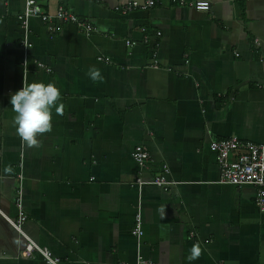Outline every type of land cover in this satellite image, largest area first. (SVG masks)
Masks as SVG:
<instances>
[{"label":"crops","instance_id":"crops-1","mask_svg":"<svg viewBox=\"0 0 264 264\" xmlns=\"http://www.w3.org/2000/svg\"><path fill=\"white\" fill-rule=\"evenodd\" d=\"M129 1L142 0H40L96 32L64 26L51 39L31 19L25 54L23 1L0 0V212L17 218L21 185L23 233L60 264H136L139 255L148 264H264L256 191L221 185L208 150L213 141L264 140V0H195L209 2L208 12L155 0L153 9L119 15ZM32 83L56 86L63 105L52 108L51 131L37 145L17 135L9 103ZM136 146L151 157L144 168L131 157ZM162 166L175 185H134ZM27 244L0 215V264H46L37 251L23 257ZM194 245L201 255L189 261Z\"/></svg>","mask_w":264,"mask_h":264},{"label":"built area","instance_id":"built-area-1","mask_svg":"<svg viewBox=\"0 0 264 264\" xmlns=\"http://www.w3.org/2000/svg\"><path fill=\"white\" fill-rule=\"evenodd\" d=\"M23 11L17 16L20 22L21 28L24 32V38L22 41V47L24 53L30 48L28 41V29L29 21L31 19H37L47 27V31L51 39H54L59 33H61L64 26H75L78 30H81L86 37H90L96 32V28L87 21L80 20L76 15L69 12L64 7H58L54 13L45 11L41 5L40 0H22ZM172 5L178 7H186L200 12H208L210 10V3L206 1L195 0H169ZM155 0H142V1H129L125 5L118 7L116 12L119 15L126 16L133 12H144L155 8ZM142 43L144 45L149 44L150 37L146 35L145 30L142 29ZM157 37L160 33L156 34ZM129 45V42H126ZM253 45L259 47V41L254 40ZM153 64L152 69L158 70L159 65L156 59V53L152 52ZM26 59V58H25ZM101 63H108L107 59L98 58ZM39 69H44L42 64H37ZM49 70L47 69L46 72ZM170 70H168L169 72ZM26 86V84H23ZM22 86V87H23ZM208 150L215 157V161L221 173V185H228L232 187H252L255 189V205L259 211H264V140L260 144L252 142H246L237 138H230L222 141H213L208 145ZM234 155V159L231 160V156ZM133 161L140 167L144 168L149 163L151 157L149 153L141 146L134 147L131 152ZM169 171L166 166H162L158 175L149 181H143L137 179L134 183L138 189H142L144 186H153L163 190H167L172 183L167 179ZM19 180L22 181L23 177L20 175ZM23 194L21 185L17 190V196L14 205L17 209L18 216L15 220L8 219L1 212L0 215L7 220L11 227L25 240L28 244L23 251V257L31 258L33 252L40 253L46 264H60L58 258H53L50 254L42 252L32 241H30L23 233V226L27 220L23 208ZM141 222L140 207L137 210L135 216L134 228L132 230V236L136 240L137 246H140V241L143 236ZM194 234H191L192 238ZM136 264H148L139 255L137 257Z\"/></svg>","mask_w":264,"mask_h":264},{"label":"clouds","instance_id":"clouds-1","mask_svg":"<svg viewBox=\"0 0 264 264\" xmlns=\"http://www.w3.org/2000/svg\"><path fill=\"white\" fill-rule=\"evenodd\" d=\"M89 75L95 80L99 72L93 71ZM60 96L59 89L51 83H32L10 95L9 103L16 113L14 125L22 141L28 145H37L38 136L51 131L52 108L56 107L57 112L63 108L59 103ZM200 255V247L194 245L187 259L195 261Z\"/></svg>","mask_w":264,"mask_h":264}]
</instances>
